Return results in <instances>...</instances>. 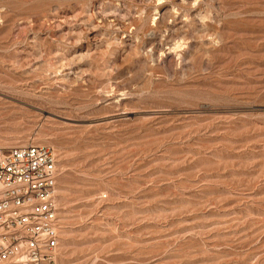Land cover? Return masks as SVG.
Instances as JSON below:
<instances>
[{"label": "rangeland", "instance_id": "374dc122", "mask_svg": "<svg viewBox=\"0 0 264 264\" xmlns=\"http://www.w3.org/2000/svg\"><path fill=\"white\" fill-rule=\"evenodd\" d=\"M30 144L58 264H264V0H0V147Z\"/></svg>", "mask_w": 264, "mask_h": 264}, {"label": "built area", "instance_id": "2783aa9c", "mask_svg": "<svg viewBox=\"0 0 264 264\" xmlns=\"http://www.w3.org/2000/svg\"><path fill=\"white\" fill-rule=\"evenodd\" d=\"M52 147H0V264H58L62 219Z\"/></svg>", "mask_w": 264, "mask_h": 264}, {"label": "bare ground", "instance_id": "6f19581e", "mask_svg": "<svg viewBox=\"0 0 264 264\" xmlns=\"http://www.w3.org/2000/svg\"><path fill=\"white\" fill-rule=\"evenodd\" d=\"M6 149H8V148H6Z\"/></svg>", "mask_w": 264, "mask_h": 264}]
</instances>
